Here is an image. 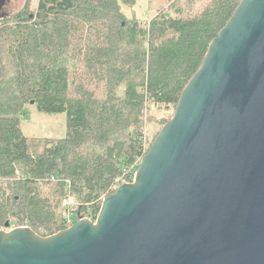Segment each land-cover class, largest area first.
Here are the masks:
<instances>
[{"label": "trees", "instance_id": "trees-1", "mask_svg": "<svg viewBox=\"0 0 264 264\" xmlns=\"http://www.w3.org/2000/svg\"><path fill=\"white\" fill-rule=\"evenodd\" d=\"M240 1L147 0L144 19L138 0H38L1 19L0 228L48 236L69 216L95 220ZM30 103L65 112L66 136L25 135Z\"/></svg>", "mask_w": 264, "mask_h": 264}, {"label": "water", "instance_id": "water-1", "mask_svg": "<svg viewBox=\"0 0 264 264\" xmlns=\"http://www.w3.org/2000/svg\"><path fill=\"white\" fill-rule=\"evenodd\" d=\"M9 227L0 264H264V0L240 1L95 220Z\"/></svg>", "mask_w": 264, "mask_h": 264}, {"label": "rangeland", "instance_id": "rangeland-1", "mask_svg": "<svg viewBox=\"0 0 264 264\" xmlns=\"http://www.w3.org/2000/svg\"><path fill=\"white\" fill-rule=\"evenodd\" d=\"M28 2L31 8H35L38 0H8L5 8L9 14H13L23 8ZM135 11L138 16L144 19H149L152 14V12L148 9L147 0H138ZM174 110H170L168 113L172 111L174 114ZM154 125L155 124H150L148 126L150 136H152L157 129H154ZM21 128L23 133L30 137L63 138L67 134V114L65 112H44L39 110L36 104L30 103L26 105V111L22 115ZM71 202L72 200L69 198L68 206Z\"/></svg>", "mask_w": 264, "mask_h": 264}, {"label": "flooded vegetation", "instance_id": "flooded-vegetation-1", "mask_svg": "<svg viewBox=\"0 0 264 264\" xmlns=\"http://www.w3.org/2000/svg\"><path fill=\"white\" fill-rule=\"evenodd\" d=\"M7 3L8 0H0V20L9 15L5 8Z\"/></svg>", "mask_w": 264, "mask_h": 264}, {"label": "built area", "instance_id": "built-area-1", "mask_svg": "<svg viewBox=\"0 0 264 264\" xmlns=\"http://www.w3.org/2000/svg\"><path fill=\"white\" fill-rule=\"evenodd\" d=\"M123 182H127V181H126V180H122L121 182L118 183V185L121 184V183H123ZM116 187H117V185H116ZM83 217H84V216H83ZM85 217L91 218L90 216H85ZM81 218H82V217H81ZM67 220H68V221H67V225H68V226L72 225V224L75 222V221L72 219V216H69ZM68 226H67V227H68ZM15 227H18V226L15 225V224H10V227H9L8 229H12V228H15Z\"/></svg>", "mask_w": 264, "mask_h": 264}]
</instances>
